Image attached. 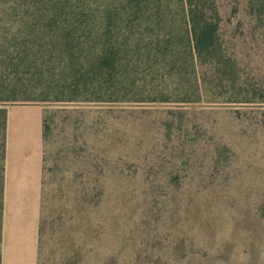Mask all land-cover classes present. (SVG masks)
Instances as JSON below:
<instances>
[{
  "label": "rangeland",
  "instance_id": "rangeland-1",
  "mask_svg": "<svg viewBox=\"0 0 264 264\" xmlns=\"http://www.w3.org/2000/svg\"><path fill=\"white\" fill-rule=\"evenodd\" d=\"M121 1L69 4L101 14ZM218 6L234 68L202 67L210 89L201 102L70 101L75 71L60 68L53 46L50 72H0V85L21 81L16 94H2L17 99L6 106L42 107L50 142L81 164L78 197L67 190L52 200L41 264H264V21L249 0ZM163 56L142 57L107 81L194 84L190 61L169 66Z\"/></svg>",
  "mask_w": 264,
  "mask_h": 264
},
{
  "label": "trees",
  "instance_id": "trees-1",
  "mask_svg": "<svg viewBox=\"0 0 264 264\" xmlns=\"http://www.w3.org/2000/svg\"><path fill=\"white\" fill-rule=\"evenodd\" d=\"M37 1L40 5L35 4ZM249 9L258 22L264 21V0H249ZM221 23L218 0H122L101 14L87 5H71L69 0L0 5V72H50L54 54L49 47L53 46L60 49L57 54L64 61L60 68L75 71L77 81L66 87L75 94L70 101L81 96L82 101L110 103H197L210 89L203 81L202 67L216 64L224 70L222 74H230L234 68L232 60L225 59ZM161 54L164 56L160 59L169 66L182 59L185 64L190 61L195 69L194 84L172 87L171 83L107 81L140 58ZM90 78L100 80L88 81ZM19 82L0 85V264L8 114L5 103L17 100L2 94L10 90L16 94ZM25 86L21 90H30Z\"/></svg>",
  "mask_w": 264,
  "mask_h": 264
},
{
  "label": "crops",
  "instance_id": "crops-1",
  "mask_svg": "<svg viewBox=\"0 0 264 264\" xmlns=\"http://www.w3.org/2000/svg\"><path fill=\"white\" fill-rule=\"evenodd\" d=\"M7 111L2 264H41L52 200L67 190L78 197L79 179L74 174L81 164L72 152L67 162L64 149L50 142L42 107L12 105Z\"/></svg>",
  "mask_w": 264,
  "mask_h": 264
}]
</instances>
